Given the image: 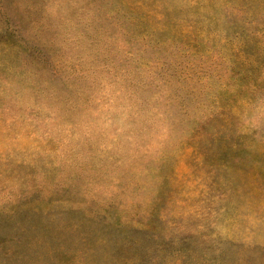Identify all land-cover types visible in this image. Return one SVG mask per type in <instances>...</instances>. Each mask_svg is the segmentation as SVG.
<instances>
[{"label": "rangeland", "instance_id": "374dc122", "mask_svg": "<svg viewBox=\"0 0 264 264\" xmlns=\"http://www.w3.org/2000/svg\"><path fill=\"white\" fill-rule=\"evenodd\" d=\"M0 264H264V0H0Z\"/></svg>", "mask_w": 264, "mask_h": 264}]
</instances>
